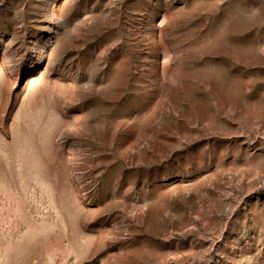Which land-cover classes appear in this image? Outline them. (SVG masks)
<instances>
[{
    "label": "rangeland",
    "instance_id": "374dc122",
    "mask_svg": "<svg viewBox=\"0 0 264 264\" xmlns=\"http://www.w3.org/2000/svg\"><path fill=\"white\" fill-rule=\"evenodd\" d=\"M0 264H264V0H0Z\"/></svg>",
    "mask_w": 264,
    "mask_h": 264
}]
</instances>
